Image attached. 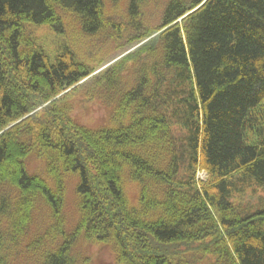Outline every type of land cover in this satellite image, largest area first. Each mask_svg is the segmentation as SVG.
Listing matches in <instances>:
<instances>
[{"label": "trees", "instance_id": "1", "mask_svg": "<svg viewBox=\"0 0 264 264\" xmlns=\"http://www.w3.org/2000/svg\"><path fill=\"white\" fill-rule=\"evenodd\" d=\"M141 1L130 0L131 16ZM66 15L87 35L105 24L102 0H0V264L40 201L50 241L61 237L50 247L33 241L42 264H77L79 235L110 244L122 264H179L187 250L217 264H264V205L234 200L252 184L264 191V0H169L159 27L136 36L152 40L92 78L67 43L49 52L29 31L62 35ZM136 54L127 86L122 71ZM82 86L111 108L110 126L69 116V95ZM33 151L52 186L28 173ZM66 174L78 178L79 211L67 235ZM124 177L139 186L136 205ZM177 244L184 249L168 247Z\"/></svg>", "mask_w": 264, "mask_h": 264}, {"label": "rangeland", "instance_id": "2", "mask_svg": "<svg viewBox=\"0 0 264 264\" xmlns=\"http://www.w3.org/2000/svg\"><path fill=\"white\" fill-rule=\"evenodd\" d=\"M169 0H143L139 3L137 12L131 16L129 14L130 0H102L104 26L95 34L87 35L79 27L78 20L73 15H66L64 31L58 35L52 31L48 25H38L29 27L30 33L42 46L52 52L62 43H67L73 49L76 56L86 65H89L94 72L88 78H92L97 72L115 62L119 58L129 55L137 50L139 46L152 40L156 33L138 41L139 34H144L147 30L155 31L164 9ZM140 49V48H138ZM139 52V51H138ZM135 56L128 57L126 66L122 71V79L127 86L133 85L137 78V66ZM138 57V56H137ZM138 60V59H137ZM100 67V68H99ZM84 82V81H82ZM81 83V82H80ZM87 86V85H86ZM69 95L68 101L71 107L69 116L77 123L90 127L100 128L110 126V111L104 101L97 96L88 98L85 94V87H79ZM264 104V102H263ZM41 105L34 109L40 112ZM26 168L30 174H38L43 177L50 186L52 180L46 175L43 161L38 158L33 151L25 160ZM206 173L203 170L197 171V179L205 180ZM78 178L74 174H66L64 177V193L62 220L64 223L65 235L72 232L78 220V196L76 185ZM123 188L131 205H136L139 194V186L136 182L124 177ZM235 203L242 209H252L264 205V191L252 184L240 193L234 194ZM51 222L47 204L39 202L34 213L32 222L27 231L23 234L20 242L12 250V257L8 264H42L40 252L33 241L40 236L43 244L46 240L47 246H54L61 241L60 236L54 235L51 242ZM45 246V245H44ZM175 252L182 251L184 245H169ZM73 255L77 264H122L118 262L114 249L110 244L86 240L82 235L76 237L73 247ZM43 253V252H42ZM42 256V254H41ZM177 260L179 264H217L214 255L194 253L190 250L179 252Z\"/></svg>", "mask_w": 264, "mask_h": 264}]
</instances>
